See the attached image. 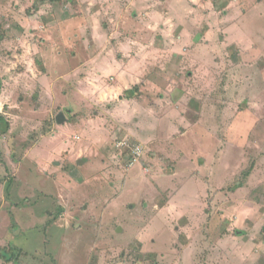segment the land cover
Here are the masks:
<instances>
[{"label":"rangeland","instance_id":"1","mask_svg":"<svg viewBox=\"0 0 264 264\" xmlns=\"http://www.w3.org/2000/svg\"><path fill=\"white\" fill-rule=\"evenodd\" d=\"M0 264H264V0H0Z\"/></svg>","mask_w":264,"mask_h":264},{"label":"water","instance_id":"2","mask_svg":"<svg viewBox=\"0 0 264 264\" xmlns=\"http://www.w3.org/2000/svg\"><path fill=\"white\" fill-rule=\"evenodd\" d=\"M62 120H63V117H62V116H60V117H59V119H58V121L61 123V122H62Z\"/></svg>","mask_w":264,"mask_h":264},{"label":"crops","instance_id":"3","mask_svg":"<svg viewBox=\"0 0 264 264\" xmlns=\"http://www.w3.org/2000/svg\"><path fill=\"white\" fill-rule=\"evenodd\" d=\"M83 162L81 161V164H82Z\"/></svg>","mask_w":264,"mask_h":264},{"label":"trees","instance_id":"4","mask_svg":"<svg viewBox=\"0 0 264 264\" xmlns=\"http://www.w3.org/2000/svg\"><path fill=\"white\" fill-rule=\"evenodd\" d=\"M129 97V96H128Z\"/></svg>","mask_w":264,"mask_h":264}]
</instances>
